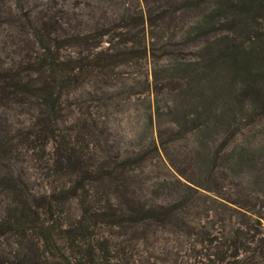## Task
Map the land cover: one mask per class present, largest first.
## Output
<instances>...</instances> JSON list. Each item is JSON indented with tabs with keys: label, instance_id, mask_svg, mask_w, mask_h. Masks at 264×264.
I'll return each mask as SVG.
<instances>
[{
	"label": "trees",
	"instance_id": "1",
	"mask_svg": "<svg viewBox=\"0 0 264 264\" xmlns=\"http://www.w3.org/2000/svg\"><path fill=\"white\" fill-rule=\"evenodd\" d=\"M75 1L47 0L11 19L16 37L28 28L35 49L0 61V105H34L29 147L55 141V124L65 126L50 160L68 180L33 190L12 171L0 177L9 198L0 264H134L120 231L152 245L164 228L173 242L187 238V253L164 249L135 264L264 263V0H81L80 9ZM136 62L149 64L142 114L157 146L166 157L183 141L190 167L168 160L177 176L152 184L139 175L157 158L153 137L112 151L100 146L106 121L78 112L77 99L63 105L80 88L91 98L117 88L118 67ZM6 134L0 161L8 167L16 149ZM226 186L233 196L221 192ZM205 196L246 217L226 223L221 242L201 223ZM71 200L79 213L65 222L61 208Z\"/></svg>",
	"mask_w": 264,
	"mask_h": 264
},
{
	"label": "rangeland",
	"instance_id": "2",
	"mask_svg": "<svg viewBox=\"0 0 264 264\" xmlns=\"http://www.w3.org/2000/svg\"><path fill=\"white\" fill-rule=\"evenodd\" d=\"M46 1L47 0H0V61H7L10 58L14 60L16 59V53L24 54L32 48L35 49V46L30 44V39L28 40V38L26 39L25 37V31L27 32L28 28L26 29V27H24L20 35L16 37V26H13L11 19L14 17L15 13H26L29 12V10H33L32 8H40ZM58 1L59 0H54L55 3ZM68 1L70 3L72 0ZM75 2H77V8L80 9L82 7L81 0H76ZM13 41L15 43L17 42L18 47L16 49L13 47ZM186 54H188V51ZM148 68L149 64L142 65L140 62L121 65L117 69V88L107 89L106 93L98 95L100 96L99 98L87 97L86 93H83V89L80 88L75 90L72 95H68L67 101L63 102V105L66 109H70L74 100L77 99V107H79L78 112H87L90 118L96 121L98 125L100 122L106 121L107 130L106 132L104 131L101 136L100 146L106 147V145H110L112 151L122 152V150L130 148L131 144L136 143L137 138H140L139 141L141 143L144 138L149 136L153 137V142L156 144L157 158L153 159L150 164H147L146 167L141 169L142 176L138 174L139 177L145 180L147 178L146 181L152 184L161 179L164 181L171 179L172 173L177 176V173L171 168V165H169L168 160H170L172 164L175 163L176 167L187 168L184 172H187L190 167L187 156L181 153V146H184V142L179 140L171 143L170 147L166 149L165 157L161 147L159 145L157 146L153 121L147 124L142 114L146 100L143 99L145 93L141 91V82L144 77L143 72L145 69L149 71ZM148 71L147 81L150 80ZM121 83H125L126 85L122 87ZM70 103L71 105L68 106ZM21 106L22 104L19 102L0 105V130H2L0 134L7 132L6 135L11 138V143L16 149L13 152V158L8 167L4 165V162L0 161V177L12 171L13 175L20 177L23 182L33 190L46 189L49 183L53 186L60 185L64 180H68V177L66 175L63 176L61 173L53 172L52 160H50V157L52 156L53 148L60 143L57 142V140L59 141L60 139L59 135L65 134V126L59 122L55 124V141L49 138L42 143L35 142L33 146L29 147L25 141L24 132L29 130L27 128H29L31 121L34 120L36 111L33 104L27 103ZM73 112L76 117L80 118L78 113L75 111ZM262 127H264V125H262ZM103 137L106 138L105 141L102 139ZM90 140L91 139L88 140V143H90ZM92 145L93 142L91 141L89 148H93ZM42 147L44 148L43 150ZM158 157L159 160L163 161L165 167L162 162L158 160ZM137 173H139L138 170ZM221 192H224V195L229 193L233 196L234 194V190L231 186H226V189ZM208 195L210 196L211 193H208ZM209 196L201 197L200 200L203 201L208 208V210L200 211L201 223L206 224L207 232H212L215 236L221 237V242L223 241L222 235L226 232V229L229 228V225H226V223L231 222V224H236L244 221L246 217L240 216L239 213H236L234 209L230 208L233 204L226 202V206L216 200H210L211 198ZM164 199L169 201L168 195H166ZM217 199L223 201L222 198L217 197ZM8 201V195L1 188L0 217L4 216L6 213ZM61 210L65 222L73 220L79 213L78 206L73 200L64 204ZM95 232H109V230L107 228H96ZM120 232L126 234L122 235V237H129V239H131V254L134 256V264L137 260H145V257L149 256L157 259L161 256V252H163L164 249L171 252H175L178 249L181 253L184 251L187 253V248L189 247V243L186 240L187 238H184L183 235H178V239L173 242V238H175L176 235L172 236L169 233L171 230L167 228L156 231V242L152 245L142 244L140 241L141 239L138 236H134L136 233H131L130 230ZM219 232H222V235ZM262 232L264 231L262 230ZM178 240H181L182 244L177 247Z\"/></svg>",
	"mask_w": 264,
	"mask_h": 264
}]
</instances>
